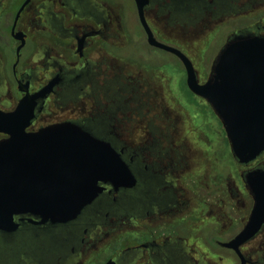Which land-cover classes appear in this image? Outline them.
<instances>
[{
  "label": "flooded vegetation",
  "instance_id": "obj_1",
  "mask_svg": "<svg viewBox=\"0 0 264 264\" xmlns=\"http://www.w3.org/2000/svg\"><path fill=\"white\" fill-rule=\"evenodd\" d=\"M24 1L13 10L15 0H0V111L15 113L25 99L10 126L31 114L27 132L59 124L88 132L131 180H98L101 190L68 219L14 215V229L0 228V264H264V222L240 253L224 245L249 220L246 175L264 169V150L244 164L233 157L182 60L148 43L135 0H30L13 28ZM144 17L157 41L190 61L187 53L200 60L209 45L203 78L191 61L199 83L235 34L264 37V0H148ZM165 55L183 75L176 89ZM217 126L235 163L222 171ZM108 162L104 169L118 167Z\"/></svg>",
  "mask_w": 264,
  "mask_h": 264
},
{
  "label": "water",
  "instance_id": "obj_2",
  "mask_svg": "<svg viewBox=\"0 0 264 264\" xmlns=\"http://www.w3.org/2000/svg\"><path fill=\"white\" fill-rule=\"evenodd\" d=\"M29 1L18 9L13 28ZM135 3L148 43L182 60L189 89L212 106L233 157L243 164L255 159L264 150V37L235 34L219 51L208 79L199 83L188 57L154 38L144 17L148 0ZM24 102L15 113L0 111V132L10 134L9 139L0 140V228L14 229V215L21 213L40 215L44 220L68 219L101 190L98 180L116 185L131 180L115 151L80 128L59 124L27 132L31 114L19 128L10 126V117L23 112ZM108 161L118 167L104 169ZM246 186L254 199L251 215L245 227L224 244L237 253L264 222V169L248 172Z\"/></svg>",
  "mask_w": 264,
  "mask_h": 264
},
{
  "label": "rangeland",
  "instance_id": "obj_3",
  "mask_svg": "<svg viewBox=\"0 0 264 264\" xmlns=\"http://www.w3.org/2000/svg\"><path fill=\"white\" fill-rule=\"evenodd\" d=\"M21 1L22 0H15V3L13 5V10H15L17 8V6L19 5V3ZM231 20L232 21H239L238 19H231ZM167 31H168V33H171L169 30H167ZM179 35H181L185 39H188V37L191 36V35H189L186 32H185V34H179ZM214 35H215L214 32H209L207 37L209 38V40H211ZM194 43L197 44L198 41H194ZM217 46H218V44H217ZM208 47H209V45L207 47H203L202 48L203 50H201V51L199 50L200 51V55H199L200 60H197L198 56H196L195 54L186 52L188 54L189 58L191 59V61L193 62V65H195V68H197V70H199L200 78H203L206 75V73H207V66L205 64V61H206V58H207V52L209 50ZM155 53H158L159 55L163 56V54H161L159 52H155ZM164 57L166 59L170 60L169 62H167L165 64L164 72L168 73L169 76L171 75L172 81L170 82V85L173 87V89H176L177 85L179 84V82H182L183 75L181 74L180 71L177 70L178 68L176 67V62L172 59V57L170 55H165ZM216 130H217V134L215 136L216 145H217L218 151H220L222 154H224L222 156L221 161H218V163H217V169H218V171L219 170L222 171L223 167H224V164L227 163L230 166H233L235 163L233 162V159L231 158V155L228 152L227 145L224 142L221 141L222 132L220 130V127L217 126Z\"/></svg>",
  "mask_w": 264,
  "mask_h": 264
}]
</instances>
